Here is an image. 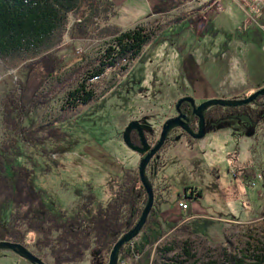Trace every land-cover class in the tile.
I'll return each mask as SVG.
<instances>
[{
	"label": "rangeland",
	"instance_id": "rangeland-1",
	"mask_svg": "<svg viewBox=\"0 0 264 264\" xmlns=\"http://www.w3.org/2000/svg\"><path fill=\"white\" fill-rule=\"evenodd\" d=\"M103 2L114 8L104 12ZM158 3L82 0L79 11L70 16L64 41L55 49L62 70L104 48L110 42L103 34L105 29L126 31L157 19H161V29L112 86L67 117L62 112V92L45 95L47 84L35 96L33 102L39 104L23 120L24 125L31 131L59 127L67 134L66 139L42 146L18 144L16 163L34 171L33 184L48 208L72 210L90 190L96 195V207L106 205L123 177L139 175L140 156L125 145V128L141 120L154 129L155 141L165 121L174 117L179 100L191 97L203 103L192 96L191 89L200 88L205 76L214 77L227 90H253L248 95L229 92L231 98L214 99L243 100L264 88V0H191L164 15L158 14ZM35 60L6 62L0 58V114L1 100L18 88L24 67ZM30 74V88L36 95L35 87L43 77L39 71ZM230 122L231 128L211 130L202 140L189 143L175 133L169 135L155 156L159 170L155 176L148 168L146 173L154 192L148 219L151 216L160 225L161 219L166 222L159 230L155 231L156 225L143 230L131 242L133 260L122 263L121 259L119 264H153L159 248L176 245L179 249L185 242L200 256L220 247L222 252L228 248L242 251L251 236L264 243V134L258 130L247 137L252 123L245 116ZM2 128L0 115V144L7 142ZM238 129L242 134L237 138ZM186 189H196L202 197L185 199ZM181 200L193 207V216L184 225L180 224L190 213L177 207ZM163 206L168 218L162 216ZM182 227L194 235L183 236ZM36 239V234L29 233L24 247L44 264H54L47 248L37 251ZM108 256L94 258L91 252L84 262L75 264H108ZM0 264L30 263L14 252L0 251Z\"/></svg>",
	"mask_w": 264,
	"mask_h": 264
},
{
	"label": "trees",
	"instance_id": "trees-1",
	"mask_svg": "<svg viewBox=\"0 0 264 264\" xmlns=\"http://www.w3.org/2000/svg\"><path fill=\"white\" fill-rule=\"evenodd\" d=\"M161 1L164 0L158 3V14L164 15L191 0ZM81 2L0 0V58L6 62L36 59L24 67L18 88L10 90L1 100L0 115L7 142L0 144V242L27 247V235L34 233L37 235L33 243L35 248L39 252L47 248L54 264L82 263L91 252L95 257L107 259L122 236L137 224L147 204L139 175L131 173L121 179L111 200L104 206H95L96 195L90 190L76 208L52 210L38 195L32 181L34 171L16 163L21 142L35 147L67 138L59 127L31 131L23 123L39 104L33 101L45 85L48 84L45 89L47 96L62 92V112L67 117L112 86L117 76L127 70L141 49L161 29V19L126 31L105 29L103 34L110 38V42L104 48L93 57L62 70L61 59L55 49L63 43L70 16L79 11ZM102 4L104 12L114 8L109 2ZM35 71L40 72L43 82L35 87L36 95H32L30 73ZM225 109L227 118L245 116L264 134V97L246 106ZM139 141L135 134L133 143L139 145ZM153 141L149 143L153 144ZM183 197H202V193L186 189ZM150 219L151 216L143 228L144 232L147 227L155 228L159 224L155 220L151 224L154 221ZM179 232L183 236L194 235L188 227H182ZM130 245L125 244L120 250L122 263L133 260ZM244 247V250L235 252L229 248L222 252L220 247L200 256L193 246L185 242L179 249L176 245L159 248L153 264H264L263 242L251 236L248 242H244ZM173 253L174 257L170 256Z\"/></svg>",
	"mask_w": 264,
	"mask_h": 264
},
{
	"label": "water",
	"instance_id": "water-1",
	"mask_svg": "<svg viewBox=\"0 0 264 264\" xmlns=\"http://www.w3.org/2000/svg\"><path fill=\"white\" fill-rule=\"evenodd\" d=\"M259 97H264V88L250 97L243 99V100H223V99H212L208 100L206 102H203L196 108L195 100L191 97H185L178 101L176 110L180 112V107L187 103L189 104L194 110L193 114L199 119V128L198 132L195 134L187 124H183V121L185 120V117L180 115L176 118L170 119L168 121H165L160 139L158 143L151 148L149 145L143 129H149L150 127L142 126L139 121H132L129 123V125L126 127L123 134V141L127 148L132 150L133 152H136L140 155L147 154L142 160L139 165V176L141 184L147 194L148 197V203L146 204L141 217L135 227L131 229L129 232H127L122 238L118 241V243L114 246L110 257H109V263L108 264H118V257L120 250L125 244H128L132 242L142 231L143 227L146 225L148 216L153 208L152 205H154V192L153 186L151 184L150 179L147 177V168L150 164V162L154 159V157L160 152V150L165 145V142L169 138V135H171L175 129L179 127H183V130L187 131L189 135L194 140H202L207 132L210 131L209 128H207L204 112L207 111V109H210L212 107H222V108H236V107H242L249 104L254 103ZM231 127V124L229 123H220L216 125L215 131H221L225 129H229ZM152 130V129H151ZM133 131H137L140 141H141V147H135L133 143L131 142V133ZM253 135L252 129H250L247 132V137H251ZM0 251H11L17 254L19 257L27 260L30 264H44L40 259L36 258L31 252L28 251L26 247L23 245L10 243V242H0Z\"/></svg>",
	"mask_w": 264,
	"mask_h": 264
},
{
	"label": "flooded vegetation",
	"instance_id": "flooded-vegetation-1",
	"mask_svg": "<svg viewBox=\"0 0 264 264\" xmlns=\"http://www.w3.org/2000/svg\"><path fill=\"white\" fill-rule=\"evenodd\" d=\"M201 104V103H200ZM199 103H196V108L200 105ZM176 106H177V103L175 104V110H176ZM193 108L189 105V104H187V103H184L181 107H180V112H178L177 110L175 111L176 113H175V115H174V117H172L171 119H173V118H176V117H178V116H180V115H182V116H184L185 117V120L183 121V124H187L188 125V127L196 134L197 132H198V128H199V119L193 114ZM226 112H224L222 109H216V110H214V109H207V111H205L204 112V116H205V121L207 122L206 123V125H207V128H209L210 129V131L211 130H214L215 131V127H216V125H218V124H220L222 121H224V122H228V123H230L231 124V122H230V120H234V119H236V118H231L229 121H225V119L227 118L226 117ZM230 114V113H229ZM137 121H139L140 122V124L142 125V126H146V125H143V123H142V121L141 120H137ZM250 121V120H249ZM251 122V121H250ZM252 123V131H255V132H258V127L255 125V124H253V122H251ZM232 126V125H231ZM148 127V126H147ZM231 128V127H230ZM126 129V128H125ZM152 128H149V129H143V131H144V134H145V137H146V139H147V141H148V143L149 142H151V140H152V136L153 135H151L153 132H152V130H154V129H152ZM242 129H238V134L236 135L237 136V138L239 137V135H241L242 134ZM248 131V130H247ZM173 133H175V134H177V136H178V138H180L179 140H184L185 142H191V141H193L194 139L189 135V133L187 132V131H185V130H183V127L181 126V127H179V128H177V129H175L174 130V132ZM244 133H246V131L244 130ZM137 135L138 136V138H139V135H138V132L137 131H133L132 133H131V142L133 143V137H134V135ZM235 134L236 133H234V130H233V135L235 136ZM160 135H161V133L160 134H158V136L156 137V139H155V141H154V143L153 144H150L149 143V145L151 146V148H153L157 143H158V141H159V139H160ZM176 136V137H177ZM175 137V138H176ZM139 140H140V138H139ZM133 145L135 146V147H141V141H139V145L138 144H134L133 143ZM136 153V152H135ZM138 154V153H137ZM139 156H140V162H141V160L147 155V154H145V155H140V154H138ZM158 163L156 162V160H155V157H154V159L150 162V164H149V166H148V171L150 172V175L151 176H155V174H156V172L159 170V167H158V165H157ZM145 195H146V197H147V194L145 193ZM189 195V194H188ZM145 198V197H144ZM147 203H148V197H147ZM137 216H138V213H137ZM139 221V220H138ZM135 227V226H134ZM133 227V228H134ZM132 228V229H133ZM144 228V227H143ZM155 229V228H154ZM159 229H161V225L159 226V224H156V229H155V231L156 230H159ZM143 232V229H142V231L140 232V234ZM154 232V231H153ZM160 232V231H159ZM144 233V232H143ZM139 234V235H140ZM153 234V233H152ZM138 235V236H139ZM154 235V234H153ZM152 236V235H151ZM128 244H131V242L130 243H128ZM130 247H131V245H130ZM130 249H132V248H130ZM109 257V256H108ZM94 258H97V256L95 257L94 256ZM121 256L119 255V257H118V260L117 261H121ZM119 262H118V264H119Z\"/></svg>",
	"mask_w": 264,
	"mask_h": 264
},
{
	"label": "crops",
	"instance_id": "crops-1",
	"mask_svg": "<svg viewBox=\"0 0 264 264\" xmlns=\"http://www.w3.org/2000/svg\"><path fill=\"white\" fill-rule=\"evenodd\" d=\"M218 84L216 83V80L214 79V77L210 78L208 76H205L202 80L200 88H197L195 90L191 89L192 96L195 97L200 102H205V101H208V100L214 99V98H224V99L229 98L231 96V94H229V92H232L235 95H243V94H247V93L251 94V92L253 91V90H251L249 93L245 90V88H239V89L236 88L233 90H227V88L223 87V85H218ZM259 85H261V84H259ZM192 208H193L192 205L189 204L188 213H190V217L187 218V220L183 221L180 225H184L193 216V213H192L193 209ZM162 210H163L162 216L166 215V218H168V215H167L168 210L166 209V206L165 207L163 206ZM160 219H161V217H160ZM160 222L162 225L166 221L161 219Z\"/></svg>",
	"mask_w": 264,
	"mask_h": 264
},
{
	"label": "built area",
	"instance_id": "built-area-1",
	"mask_svg": "<svg viewBox=\"0 0 264 264\" xmlns=\"http://www.w3.org/2000/svg\"><path fill=\"white\" fill-rule=\"evenodd\" d=\"M253 2L255 1V3H259L260 1L262 0H252ZM181 211L183 212H187L189 210V205L186 203V201H183L181 200L179 203H178V206H177Z\"/></svg>",
	"mask_w": 264,
	"mask_h": 264
}]
</instances>
